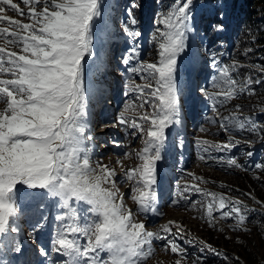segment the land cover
Masks as SVG:
<instances>
[{
  "label": "snow or ice",
  "instance_id": "snow-or-ice-1",
  "mask_svg": "<svg viewBox=\"0 0 264 264\" xmlns=\"http://www.w3.org/2000/svg\"><path fill=\"white\" fill-rule=\"evenodd\" d=\"M21 3L26 11L14 0H0V25H3L0 26V238L20 231L16 225L21 214V193L30 192L59 198L61 212L55 219L61 225L52 243L53 251L67 257L64 264H143L153 255L154 238L166 240L163 250L179 256L174 264H186V251L174 239L158 236L146 229L144 221L134 219L117 184L116 169L107 165L93 167L89 159L85 143L92 136L86 134L89 96L85 58L94 55L93 35L102 16L101 0H21ZM192 4L193 0H174L161 15L158 23L162 27L152 37L158 50L156 62L140 60L136 48L130 49L122 61L129 74L143 81L129 80L128 91L138 94L140 103H126L117 117L119 124L133 130L132 135L140 133L144 137L139 151L126 152L123 160H117L123 178L135 185L131 199L141 213L156 210L157 193L153 187L156 165L162 159L166 129L179 118L178 58L188 48ZM9 9L26 17L28 22L6 15ZM129 18L131 25L137 23L131 12ZM223 27V23L217 25L218 30ZM123 30L133 39L140 36L129 24H124ZM212 67L218 71L213 90L200 91L213 101L211 110L219 119V130L229 133L234 125L239 130L247 127L252 132L264 131L257 129L254 122L246 125L247 118L238 119L236 112L224 115L220 111L241 93L253 95L254 90L249 87L253 81L238 83L232 75L236 64L221 66L213 57ZM146 105L151 111H141ZM240 107L236 105L237 109ZM199 131L208 129L201 126ZM198 140L205 146L202 149L205 153L209 147L226 151L241 143L234 136L221 142L204 137ZM133 157L139 163L125 166L124 161ZM199 159L207 163L215 158L202 154ZM225 163L228 168L241 167L235 158ZM188 175L195 182L185 181L179 196L186 200L185 193L203 194L206 199L199 202L204 210L199 219L216 228L214 213L218 212L220 220H236L229 225L233 231H247L243 227L247 219L243 201L204 189L201 185L209 181L194 173ZM74 201L86 203L92 219L82 217V210L73 207ZM180 202L173 199L172 205ZM191 206L197 208L196 203ZM39 226L37 219L28 235L32 236ZM173 226L177 233L183 229L170 220L161 230L170 234ZM78 235L85 237L87 243L81 245ZM12 250L21 251L19 242ZM102 252L107 253L106 259H101ZM40 255L47 252L40 249ZM192 264L200 262L193 260Z\"/></svg>",
  "mask_w": 264,
  "mask_h": 264
},
{
  "label": "rangeland",
  "instance_id": "rangeland-1",
  "mask_svg": "<svg viewBox=\"0 0 264 264\" xmlns=\"http://www.w3.org/2000/svg\"><path fill=\"white\" fill-rule=\"evenodd\" d=\"M14 2L19 3L26 11V6L21 0ZM101 3L102 16L97 20L93 35L94 55L85 58L86 81H89L94 88L93 91L90 88L86 89L89 96V114L85 118L86 134L91 135L92 140L86 141L85 146L89 150V159L93 167L107 165L116 169L117 184L123 194L125 206L132 210V199L127 193L129 194V189L135 185L123 178L121 166L113 157L123 160L124 153L136 152L143 147V135L140 133L132 135L133 130L119 124L117 120L126 103L131 101L140 103L137 99L138 94L128 91L129 80L135 79L137 83L143 81L135 74H129L126 71L128 66L122 61L129 54L130 49L136 48L140 60L156 62L158 50L152 37L156 34L157 28L162 27L158 23L161 15L169 10L174 1L101 0ZM233 3L234 0H193L190 20L192 31L188 34V48L178 58L177 69L178 120L185 122L184 126L187 130L180 136L177 144L173 142L174 140L165 141L161 151L162 159L157 162V165L167 166V169L156 174L161 180L154 186V190L159 197H166L165 205L171 209L159 218L160 223L157 228H149V230L157 232L158 236L174 239L186 251V264H192L193 260H199L200 264H264V167H256L257 164L264 165V131L252 132L247 127L245 130H239L234 125L229 133L219 130V119L211 110L213 101L200 91V89L213 90L214 77L218 76L217 69L212 67L213 57L221 66L236 64L237 67L232 69L233 78L240 84H246L251 79L253 83L249 87L254 90V94L241 93L235 100L221 107L220 111L224 115L236 112L238 119L247 118L246 125L254 122L257 129L264 128V72L261 71V68H264V2L260 3L255 17L247 20L240 13H236ZM129 12L136 21L137 14H141L140 20L135 25L129 23ZM5 14L28 22L26 17H21L10 9ZM220 23L224 25L222 30L217 29ZM124 24H129L132 30L139 31L140 36L134 39L129 37L123 30ZM109 42L115 54L112 58L114 62L110 64L112 63L115 70L111 71L108 67L107 73L110 79L119 81L116 85L119 91L115 93L121 96L108 100L104 103L101 112H97L99 102L96 104L94 91L102 84L103 75L99 71V65L103 54L102 48L105 50L104 54L109 55ZM14 50L18 51V49ZM195 57L198 59H194ZM104 61L107 62V57H104ZM257 80L261 83H255ZM125 87L127 91L123 93ZM237 104L241 105L239 109L236 108ZM144 110L151 111V108L146 105L141 111ZM99 119L105 121L100 123ZM201 126L208 131L200 132ZM229 136H234L241 143L226 151L209 147L208 152L205 153L202 151L205 146L198 140L199 137H204L211 142H221L227 141ZM184 139L191 143L188 149L190 164L185 167L187 169L185 172L181 170L184 163L182 154L170 150L171 146L179 147ZM249 152L252 153L251 156L248 155ZM202 154L215 159L205 163L199 159ZM229 158H235L241 167L228 168L225 162ZM216 160H220L221 163L217 164ZM138 163L135 157L124 161L127 167H134ZM188 173L202 176L209 181L207 184H202V188L223 193L233 200L243 201L247 216L243 227L247 231H233L229 225L235 224L236 220L234 218L220 220L218 212L214 213L218 221L216 228L208 227L204 220L199 219L204 211L199 202L206 199L203 194L185 193L188 197L186 200L179 196L185 181L195 182ZM22 194L25 193H21V197ZM21 197V218L19 216L17 222H22L23 225L25 222H34L35 215L33 213L26 215L22 213V209L33 207L42 196L28 194L24 200H21ZM45 197V206L49 204L52 207L55 204L54 207L58 209L54 213L56 217L61 212L59 198ZM173 199H180V204L173 206ZM192 203L197 204L196 209H192ZM73 207L82 210V217L87 216L89 220L92 219V215L86 211L89 207L86 203L74 201ZM48 211L49 213L43 215V218L50 217L51 211ZM51 220L53 225L55 223L57 228L60 227V221ZM170 220L182 225L183 229L177 233L173 226L172 233H164L161 226ZM142 221L145 223L146 219ZM220 228L224 231L221 232ZM40 229L32 236H36ZM77 238L81 245L87 243L82 235H78ZM165 243L166 240H153L151 246L155 251L143 264H174L179 256L170 251L165 252L163 250ZM206 245H211V248ZM100 257L106 259L107 253H100ZM66 259L67 257L64 261Z\"/></svg>",
  "mask_w": 264,
  "mask_h": 264
},
{
  "label": "trees",
  "instance_id": "trees-1",
  "mask_svg": "<svg viewBox=\"0 0 264 264\" xmlns=\"http://www.w3.org/2000/svg\"><path fill=\"white\" fill-rule=\"evenodd\" d=\"M167 2H169V0H167ZM262 2H264V0H234L233 8L235 9L236 13H240L247 20L255 17L257 8ZM137 16H141V14L138 13Z\"/></svg>",
  "mask_w": 264,
  "mask_h": 264
},
{
  "label": "bare ground",
  "instance_id": "bare-ground-1",
  "mask_svg": "<svg viewBox=\"0 0 264 264\" xmlns=\"http://www.w3.org/2000/svg\"><path fill=\"white\" fill-rule=\"evenodd\" d=\"M174 125V124H173ZM183 145H186L185 144V142H183ZM129 198H131V196H129ZM167 209L166 208H164L163 209V215H166L167 214ZM139 212H140V210H139V208L136 206V208H135V210L133 211V217H134V219H136V220H141V218H142V216L139 214ZM146 227V229L147 230H149L148 228H150V227H154V225H147V226H145ZM150 231V230H149ZM25 257V256H24ZM29 259H31L32 258V256H29L28 257ZM58 258H60V256H58Z\"/></svg>",
  "mask_w": 264,
  "mask_h": 264
}]
</instances>
